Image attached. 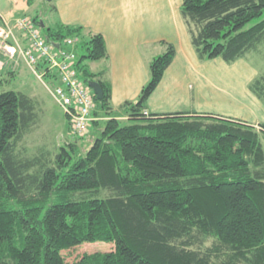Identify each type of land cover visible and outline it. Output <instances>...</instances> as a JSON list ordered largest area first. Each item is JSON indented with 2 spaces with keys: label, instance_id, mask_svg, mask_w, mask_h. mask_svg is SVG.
Wrapping results in <instances>:
<instances>
[{
  "label": "trees",
  "instance_id": "16d2710c",
  "mask_svg": "<svg viewBox=\"0 0 264 264\" xmlns=\"http://www.w3.org/2000/svg\"><path fill=\"white\" fill-rule=\"evenodd\" d=\"M180 15L200 61L231 64L264 41V0H182ZM31 21L40 28L38 16ZM40 30L55 44L77 39L76 69L103 94L89 146L67 144L50 163L18 157L34 102L0 92V264H69L62 251L99 242L113 250L70 264H264V122L256 131L211 116L144 115L171 44L150 62L138 99L113 111L104 73L87 68L106 58L102 36ZM249 90L264 102V77Z\"/></svg>",
  "mask_w": 264,
  "mask_h": 264
},
{
  "label": "crops",
  "instance_id": "0c3cea01",
  "mask_svg": "<svg viewBox=\"0 0 264 264\" xmlns=\"http://www.w3.org/2000/svg\"><path fill=\"white\" fill-rule=\"evenodd\" d=\"M181 4L182 0H53L48 21L50 27L81 28L84 38L102 36L106 58L88 62L87 68L104 73L113 111L138 99L149 81L150 62L165 52L167 44L173 45L175 56L147 99L145 110L157 117L177 113L201 116L205 92L210 95L214 89L213 79L223 73L224 62L198 60L180 15ZM33 6L27 7L21 0H0V18L10 22ZM17 38L26 46L18 33ZM18 59L9 61L0 55V62L13 70L19 67ZM228 82L225 87L231 91Z\"/></svg>",
  "mask_w": 264,
  "mask_h": 264
},
{
  "label": "rangeland",
  "instance_id": "374dc122",
  "mask_svg": "<svg viewBox=\"0 0 264 264\" xmlns=\"http://www.w3.org/2000/svg\"><path fill=\"white\" fill-rule=\"evenodd\" d=\"M45 0H36L35 5L24 15L14 16L10 23L16 19L27 17L30 20L38 16L43 25L50 27L49 7L52 5ZM45 23V24H44ZM254 22L246 28L251 27ZM37 26V25H36ZM42 34V32H41ZM4 58V57H3ZM21 59L17 60L18 66L13 70L10 65H3L0 70L1 91L15 90L28 96L34 102L35 121L17 142L15 152L19 158L40 159L42 162H52L61 147L67 144H75L81 149L89 146L93 134L89 126L86 134L80 138L71 132V125L64 117L60 108L46 91L43 84L51 87L45 78H38L26 67ZM223 73L216 79L214 76L210 95L205 92L202 101L201 116H211L229 121H239L243 124L253 126L259 131V124L264 122V102L257 99L249 90V85L257 78L264 77V41L258 45L256 50L247 53L244 58L234 63H224ZM11 69L9 74L8 71ZM231 72V73H230ZM224 74V75H223ZM231 74V76L229 75ZM37 75H40L37 72ZM223 75V76H222ZM231 83V91H227L225 84ZM216 82V83H215ZM209 114V115H208ZM125 119H122L123 121ZM103 192L100 197H106ZM75 197H79L76 195ZM82 197V196H80ZM213 240H207L205 247H210ZM113 250L110 243H86L78 247L61 252L66 263H73L85 254L107 253Z\"/></svg>",
  "mask_w": 264,
  "mask_h": 264
},
{
  "label": "built area",
  "instance_id": "2783aa9c",
  "mask_svg": "<svg viewBox=\"0 0 264 264\" xmlns=\"http://www.w3.org/2000/svg\"><path fill=\"white\" fill-rule=\"evenodd\" d=\"M17 33L24 38L26 46L19 43ZM77 43L74 37L64 39L61 44L47 42L39 27L27 17L12 24L0 18V55L9 61L18 57L33 74L40 73L38 78L49 77L46 81L51 87L43 84L45 89L70 123L72 134L82 137L96 119L94 94L76 69ZM143 114L148 115L146 111Z\"/></svg>",
  "mask_w": 264,
  "mask_h": 264
},
{
  "label": "water",
  "instance_id": "95a60500",
  "mask_svg": "<svg viewBox=\"0 0 264 264\" xmlns=\"http://www.w3.org/2000/svg\"><path fill=\"white\" fill-rule=\"evenodd\" d=\"M47 3H51L53 0H45ZM40 28H44L43 23L40 24ZM89 89L92 90L96 100H101L102 98V89L100 88L99 84L96 82H88Z\"/></svg>",
  "mask_w": 264,
  "mask_h": 264
},
{
  "label": "bare ground",
  "instance_id": "6f19581e",
  "mask_svg": "<svg viewBox=\"0 0 264 264\" xmlns=\"http://www.w3.org/2000/svg\"><path fill=\"white\" fill-rule=\"evenodd\" d=\"M37 76V75H36ZM102 124V123H101ZM78 138H80V137H78Z\"/></svg>",
  "mask_w": 264,
  "mask_h": 264
}]
</instances>
